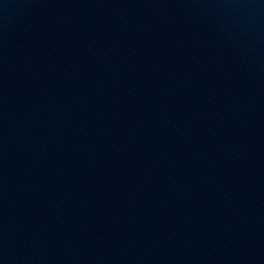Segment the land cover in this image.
I'll list each match as a JSON object with an SVG mask.
<instances>
[{
	"label": "water",
	"instance_id": "1",
	"mask_svg": "<svg viewBox=\"0 0 264 264\" xmlns=\"http://www.w3.org/2000/svg\"><path fill=\"white\" fill-rule=\"evenodd\" d=\"M0 264H264V0H0Z\"/></svg>",
	"mask_w": 264,
	"mask_h": 264
}]
</instances>
